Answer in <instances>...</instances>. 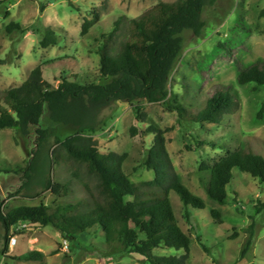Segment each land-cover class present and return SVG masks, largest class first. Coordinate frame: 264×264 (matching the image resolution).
<instances>
[{
	"label": "rangeland",
	"instance_id": "1",
	"mask_svg": "<svg viewBox=\"0 0 264 264\" xmlns=\"http://www.w3.org/2000/svg\"><path fill=\"white\" fill-rule=\"evenodd\" d=\"M159 1L175 0H0V90L20 85L36 66H41L43 78L53 85L61 76L105 83L108 78L100 75L97 49L113 31L114 22L124 17L113 33L112 51L126 37V19L139 16ZM94 12L98 14L95 19ZM85 19H94V23L81 35ZM203 19L199 35L191 30L181 33L182 49L170 75L168 98L156 103L140 101L143 121L136 119V101H112L102 111L105 124L92 135L100 151L127 153L123 169L136 183L153 177V171L144 165L154 137L146 128L153 124L164 130L179 179L206 203L205 209L188 207L185 214L178 194L169 193L177 222L191 239L187 264H264V183L234 168L226 201L220 204L206 193L209 172L199 169L202 162L211 165L239 146L250 147L264 157V85L236 83L241 66L264 58V0H216L204 8ZM10 22L19 23L23 30L7 32ZM47 26L53 27L58 42L43 48L39 40ZM223 89L234 93L238 108L219 124L181 120L167 107L175 98L186 106L198 107L214 91ZM40 126H51L60 138L75 131L71 124L53 122L46 106ZM132 126L137 128L135 135L130 132ZM35 139L34 127L25 136L14 128L0 129V197L6 198V208L77 202L83 194L80 184L84 175L73 176L71 164L56 165L53 172L55 181L71 183L70 194L59 197L47 190L35 199L25 198L24 193L41 190L37 183L13 194L24 180L16 170L31 159ZM212 208L219 210L221 225L212 221ZM2 234L0 229V264H149L142 255L125 248L121 240L106 241L96 226L70 240L51 225L20 221L13 228L17 241L12 247L8 244V257L1 253ZM29 250L42 251V258H12ZM153 253L181 255L183 250L160 245Z\"/></svg>",
	"mask_w": 264,
	"mask_h": 264
},
{
	"label": "trees",
	"instance_id": "2",
	"mask_svg": "<svg viewBox=\"0 0 264 264\" xmlns=\"http://www.w3.org/2000/svg\"><path fill=\"white\" fill-rule=\"evenodd\" d=\"M216 0L159 1L137 17L126 19V37L116 50H111L113 33L122 24L121 16L114 22L97 49L99 72L108 78L105 83L80 82L76 77L61 76L56 85L43 78L41 66L33 68L18 86L0 90V129L14 128L27 135L34 127L36 147L24 167L17 168L24 178L13 194L28 190L37 183L42 188L34 193H24L35 199L50 190L61 197L72 192L69 181L53 179L56 165L71 164L73 176L81 177L83 194L77 202L59 203L54 207L40 204L6 208V198L0 197V229L3 234L1 253L8 257L9 238L14 226L29 221L41 226L51 225L66 239L98 227L106 241L119 239L124 247L144 257L149 264H187L190 236L179 226L169 193L174 191L183 202L185 214L188 207L205 209V201L191 192L179 179L166 147L164 130L153 124L146 132L154 135L147 150L144 165L153 171L148 180L132 182L123 169L127 153L100 151L93 133L105 124L102 111L112 101L122 100L134 104L136 119L143 121L144 113L139 102H163L170 93V75L182 49L181 33L191 30L199 35L205 25L203 11ZM45 4L41 5L44 9ZM8 14V12H7ZM94 19L98 14L94 12ZM94 19H85L81 35H86ZM22 31L17 22H10L6 31ZM58 35L51 26L44 28L39 45H55ZM230 49H228L229 51ZM236 83L264 85V58L241 66ZM45 106L53 122L71 124L75 131L60 138L51 126L41 127L40 118ZM179 119L192 122L219 124L224 116L234 113L238 100L230 89L216 90L198 107L186 106L176 98L167 103ZM263 105L258 112L261 116ZM132 135L137 128H130ZM52 139V140H51ZM247 172L264 183V157L250 147H237L213 164L202 162L200 171L209 172L205 190L209 198L223 204L227 188L233 179V169ZM24 196V195H23ZM129 197V198H126ZM212 221L221 225L220 212L209 211ZM253 227V223L249 225ZM163 245L183 250L181 255H158L153 249ZM40 250H29L12 257L16 260H39Z\"/></svg>",
	"mask_w": 264,
	"mask_h": 264
},
{
	"label": "built area",
	"instance_id": "3",
	"mask_svg": "<svg viewBox=\"0 0 264 264\" xmlns=\"http://www.w3.org/2000/svg\"><path fill=\"white\" fill-rule=\"evenodd\" d=\"M17 239L15 235H11L9 238V246L12 247L16 243ZM66 241H64L65 243Z\"/></svg>",
	"mask_w": 264,
	"mask_h": 264
}]
</instances>
